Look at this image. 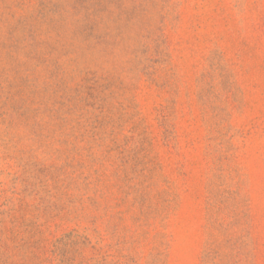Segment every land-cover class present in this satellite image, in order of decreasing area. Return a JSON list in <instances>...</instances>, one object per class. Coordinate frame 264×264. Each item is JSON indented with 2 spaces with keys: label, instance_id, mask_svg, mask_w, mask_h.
<instances>
[{
  "label": "rangeland",
  "instance_id": "rangeland-1",
  "mask_svg": "<svg viewBox=\"0 0 264 264\" xmlns=\"http://www.w3.org/2000/svg\"><path fill=\"white\" fill-rule=\"evenodd\" d=\"M0 264H264V0H0Z\"/></svg>",
  "mask_w": 264,
  "mask_h": 264
}]
</instances>
